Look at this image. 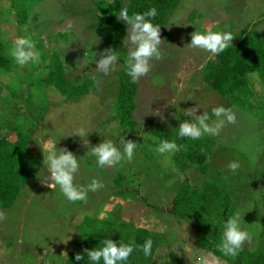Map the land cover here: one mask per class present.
I'll return each instance as SVG.
<instances>
[{"label":"rangeland","instance_id":"obj_1","mask_svg":"<svg viewBox=\"0 0 264 264\" xmlns=\"http://www.w3.org/2000/svg\"><path fill=\"white\" fill-rule=\"evenodd\" d=\"M26 1L16 0V8L24 9ZM93 1L37 0L30 3L27 8L38 10L39 19L42 17L52 22L51 27L47 28L41 21L32 27L31 32L28 26L17 27L13 22L11 0H0V17L7 15L8 18L6 23L0 21V46L12 59L11 67L1 79L3 82L10 81L21 96H30L34 92L30 82L40 83L48 73V62L43 61L42 57L49 54L50 49L55 50L62 45L64 47L58 54L67 59L68 66L72 65L66 74L68 79L76 81L81 77L85 78L83 82H88L86 78L96 80L98 76L96 83L78 102H65L54 86H45L41 91L46 103L42 107L35 104L30 110H24L35 113V122L32 121L34 128L23 126V129L33 142L32 149L38 156V165L33 167L32 177L12 207L0 210L5 215V219L0 221V264H64L77 235L76 223L85 216L139 221L168 237L169 245L158 250L163 259L157 257L156 264H165L164 259L169 255L176 256L173 259L177 261L174 263L169 257L166 264H198L199 256L206 253L195 245L194 230L170 217L165 207L184 179L188 178L190 185L195 182L200 185L206 176L199 180L193 169L181 172L175 165L178 152L170 160L157 154L150 137L161 140L157 135L160 133L156 129L158 126L178 133L180 116L191 120L185 115L187 108L198 106L197 115L207 112L210 116L214 107L231 108L235 112L236 123H226L216 136L205 135L209 142L208 151L214 152L213 164L227 169L230 162L239 161L248 164L249 173L257 167L264 168L262 123L244 108L228 106L224 97L202 82L204 68L213 54L189 44L190 34L194 31L203 33L210 29L231 32L235 37L249 28L248 31L253 29L264 34V0L256 3L245 0H179L174 13L160 28L161 38L165 41L161 46L162 59L151 61V71L134 83L132 115L137 126L133 135L116 122L118 84L113 73L120 70L122 64L117 61L106 75L98 73L95 67L99 54L108 48L92 24V19L97 16ZM126 28L125 24V36ZM65 30H68L66 39L55 36L56 32ZM18 37L29 38L35 45L37 40L34 39L41 38L44 44H49V47L44 46L45 49L40 50L35 46L40 53L39 63L20 66L14 61L10 50ZM124 38L122 48L127 53ZM75 60L78 65L74 64ZM25 67H33V73H27L30 80L25 75ZM254 93L257 98L262 97L258 83L254 84ZM6 94L7 91L3 90L2 95ZM3 100L0 97V118L7 116L13 120V113L4 111V108H13L12 104H6ZM81 128L88 134L75 136L74 133ZM5 134L6 131L0 136ZM9 138L11 141L15 139L14 135H9ZM122 139L138 143L131 161L124 160L113 168H100L96 165L95 157L85 155L92 146L103 140H112L122 151ZM44 141L56 144L58 149L67 148L77 156L80 167L74 175V184L86 186L95 178L103 183V187L89 192L86 202L71 203L58 188L50 190L42 186L40 179L48 174L47 167L43 165V155H47L45 146L41 144ZM118 175L122 177V187L114 182ZM247 180L245 178L244 182ZM234 181L235 186H239ZM136 185L138 196L134 197L131 192ZM261 185L246 191V197H250L255 204L264 200V181ZM252 212L257 215V208H252ZM243 218L248 216L244 215ZM243 220H240L241 228L251 237L244 245L251 247L254 237Z\"/></svg>","mask_w":264,"mask_h":264},{"label":"trees","instance_id":"obj_2","mask_svg":"<svg viewBox=\"0 0 264 264\" xmlns=\"http://www.w3.org/2000/svg\"><path fill=\"white\" fill-rule=\"evenodd\" d=\"M245 1L256 3L259 0ZM36 2L37 0H27L25 2L26 7L18 10L16 0H11L13 22L17 27L26 25L32 32V27H36L41 21L45 27H51V20H44L42 17L40 20L38 10L27 8L30 3ZM178 3L179 0L93 1L94 8L97 9V16L92 19V24L105 40L107 48L116 51L117 61L123 66L113 73L118 84L115 98L116 113H118L116 122L124 131H129L131 135L134 134L137 126V122L132 115L135 86L125 72L124 58L127 53L122 48V41L125 37V22L118 20L116 16H118V12L123 6L128 8L130 15L132 13H143L155 7L158 14L152 19V23L162 28L174 13ZM6 17L7 15L4 18L0 17V21L6 23L8 19ZM248 29L246 28L239 35H236L223 53L213 55L208 60L202 74V82L219 96L224 97L228 106L236 105L244 108L251 116L262 123L263 128L260 131H264V34L253 29L248 31ZM65 31L56 32L55 36L60 37L62 40L63 38L66 39L68 34ZM35 40H37L35 45L37 50L45 49L46 46L49 47V44H44L43 39L35 38ZM63 47L64 45L55 50L50 49L49 54L46 53L45 55L50 56L47 58L42 57L43 61L48 62V73L41 79L40 83L30 82L34 92L30 96L23 97L19 91L14 89L10 81L3 82V79H1L11 67L12 59L3 52L0 46V97H3L4 103L12 104L13 107L10 109L4 108V111L6 113L12 112L14 115L13 120L7 118V116L0 118V133L7 132V134L0 136V210L12 207L21 190L32 177L33 167L38 165V156L35 150L32 149L33 142L29 134L23 129V126L30 129L34 128L32 121L35 122V118H33L35 113L24 110H30V108L35 107V104L42 107V104L46 103L45 95L41 91L45 86H54L65 102H78L87 94L88 88H91L98 79V76L96 80L92 77L86 78L88 82H83L82 79L85 78L81 77L76 81L68 79L66 74L72 68V65L68 66L67 59L64 60L58 54ZM74 64L78 65L77 60ZM25 69V75L29 79L30 76L27 73H33V67H25ZM257 83L262 91V97L259 98L254 93V84ZM3 90L7 91L5 96L2 95ZM35 100H38V102H35ZM180 118L181 122L185 120L183 115ZM162 128L163 126L156 128L160 131L157 135L160 136L161 140H175L181 146L175 158L177 168L181 172L193 169L199 176L197 177L199 180L200 177L206 176L200 184L201 186L196 182L190 185L188 178L184 179L167 203L165 212L184 225L186 223L192 227L195 234L194 243L198 249L206 254H215L221 263L264 264V200L255 204L254 201L250 200V197H246V191L254 189L255 186L262 187L264 168L257 167L250 173L247 169V163H239V168L235 172L231 171L228 166L227 169L224 167L218 168V165L213 164L214 152L212 154L208 151L207 145L209 142L205 136L198 140L181 139L178 133H172L169 131L170 129L165 127ZM9 135H14L15 139L11 141ZM245 178H248L246 182H244ZM234 179L240 187L235 186ZM114 182L117 186L122 187V177L120 175L114 179ZM132 191L130 192L134 197L138 196L137 185ZM252 208H257V215L252 212ZM236 213H239L240 220L245 219L242 222L245 221V224H248L247 230L254 237V242L251 247L244 245L237 256L224 257L216 250V245L221 239L223 222ZM244 215L248 218H243ZM105 218L107 219L85 216L82 218L83 220L81 219L76 223L75 231L77 235L68 250L69 254L64 264H91L84 253V249L95 248L99 245L100 240L106 238L116 242L120 240L124 243L135 241L136 246L142 245L146 239H152L153 247L150 256L145 257L143 252L137 248L125 264H156L157 257L162 258L158 250L164 245H169L168 237L165 234L151 230L139 221H116L108 217ZM257 220H259V223H257ZM77 253L85 255V259L76 261L75 255ZM169 257L174 263L177 261L173 259L176 256L169 255L168 258L164 259L165 264L170 260Z\"/></svg>","mask_w":264,"mask_h":264},{"label":"clouds","instance_id":"obj_3","mask_svg":"<svg viewBox=\"0 0 264 264\" xmlns=\"http://www.w3.org/2000/svg\"><path fill=\"white\" fill-rule=\"evenodd\" d=\"M157 14V9L152 7L143 13L130 15L128 8L123 6L116 16L118 20L127 25L124 38L127 55L124 58V64L126 75L131 78L133 83L151 71V61L162 59L161 46L165 41L161 38L160 26L152 23V19ZM190 35L189 44L191 47L205 50L213 55L223 53L234 38L231 32L212 31L210 29L203 33L194 31ZM10 55L20 66L40 62V53L35 50V43L26 37H18L15 40ZM117 60L116 51L108 48L99 54L95 67L98 73L106 75ZM197 108L199 107H190L185 110V115L191 120H184L179 123V138L198 140L205 135L216 136L226 123H236V115L231 108L214 107L211 116L207 112L197 115ZM87 134L83 128L74 133L77 137ZM150 140L155 143L156 153L169 160L180 151L181 146L175 140H157L156 137H150ZM41 144L45 146L47 151L46 156L43 153L42 155L43 165L47 167L48 171V174L40 179L42 186L48 187L50 190L58 188L67 201L71 203L86 202L89 192H96L103 187V183L95 178L91 179L86 186L74 184V175L80 167L77 156L67 148L58 149L56 144H50L47 141ZM120 144L122 151L112 140H103L92 146L91 151H87L85 155L95 157L96 165L100 168H113L124 160L131 161L138 143L130 139H122ZM228 168L235 172L239 168V163L230 162ZM4 219V213L0 212V221ZM240 219L239 213H236L228 217L222 224L223 231L220 242L216 245V250L224 257L237 256L244 244L251 239L249 233L241 228ZM152 247L153 241L150 238L139 246L135 245V241L124 243L120 240L116 242L106 238L100 240L97 247L84 249V253L91 264H101V261L102 264H125L137 248L143 252L145 257H148L152 254ZM64 254L67 256L66 253ZM84 259L85 255L83 254L77 253L75 255L76 261ZM198 264H220V259L213 253L201 254L198 258Z\"/></svg>","mask_w":264,"mask_h":264}]
</instances>
